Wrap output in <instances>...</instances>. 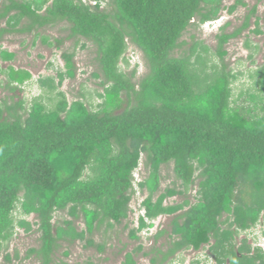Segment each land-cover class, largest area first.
Listing matches in <instances>:
<instances>
[{
    "label": "trees",
    "instance_id": "1",
    "mask_svg": "<svg viewBox=\"0 0 264 264\" xmlns=\"http://www.w3.org/2000/svg\"><path fill=\"white\" fill-rule=\"evenodd\" d=\"M225 1L0 0V24L6 26L0 43L34 35V46L40 39L62 50L63 40L45 36L60 25L77 41L74 52H63L66 68L56 78L36 79L28 70L0 64L4 90L12 95L0 100V258L6 264H60L58 251L77 243L104 254L107 242L95 241L103 227L107 235L124 226L131 241L141 242L162 217L172 220L154 237L156 247L144 253L151 264H173L179 255L204 250L215 264H264V250L241 239L264 217V66L246 74L226 64L227 45L250 30L257 10L232 33V24L222 27L215 49L192 36L186 50L184 40L193 28L247 7ZM254 33L263 35L260 28ZM80 42L83 50L91 44L97 51L94 78L102 92H96V108L85 94L70 103L60 92L67 79L77 78ZM130 51L133 59L141 55L148 71L143 77L139 66L123 71L131 68ZM16 59L0 51L3 64ZM243 77L251 85L237 97ZM35 84L43 95L21 99ZM171 166L175 179L163 189V169ZM195 189L193 202L188 195ZM138 194L146 198L136 227L131 218ZM177 197L184 200L168 204ZM19 230L40 236L24 258L18 249L8 253ZM164 238L167 245L158 248ZM143 252L141 245L123 264H139Z\"/></svg>",
    "mask_w": 264,
    "mask_h": 264
},
{
    "label": "rangeland",
    "instance_id": "2",
    "mask_svg": "<svg viewBox=\"0 0 264 264\" xmlns=\"http://www.w3.org/2000/svg\"><path fill=\"white\" fill-rule=\"evenodd\" d=\"M239 0H226L225 5L231 7L236 4ZM247 7L239 6L237 11L230 15L227 12L223 13L221 16L220 22L215 26H203L201 28H193L188 35L185 36L184 40H187L189 46L186 47V50H189L193 45L192 36L196 37V41H202L210 46L212 49H215L216 43L214 41V36L218 34L219 29L225 26L227 23L232 24L229 29V33L234 32L235 30L241 28L246 17L254 10H257L256 15L252 19V27L250 30L246 31L238 40L232 41L226 47L228 56L226 58V64L234 72H243L249 74L250 70H255L257 67L264 66V0H241ZM2 3H0V10ZM259 23V26H257ZM4 24H0V28H4ZM258 28L261 29L263 35H256L254 31ZM45 36L51 37L55 40H63L64 46L62 50L49 49L42 44V41L39 39L37 45L34 46V35H16V36H7L2 43H0V51L6 50L17 55V59L12 64H3L2 68L7 69L10 66H14L16 69H25L30 71L34 78H56L60 71H65L66 63L62 59L64 51L74 52L77 41L69 40L70 31L66 25H60L54 29L49 30ZM250 43V48H247V43ZM85 45L84 42H80L76 50L75 65L77 68V78L76 80L67 79L64 85L60 88V92L65 93L68 96L69 102L72 103L76 99L80 98L81 95L85 94L88 99H91L90 104L96 108L101 104L96 97V92L100 88L101 80L94 78L95 74L99 73V64L96 56V48L91 44L87 45L85 50L82 49V46ZM133 52L130 51L127 54V58L131 60V68L128 70L122 66L123 71L130 73L134 70L136 63L141 62V66L138 73V78L143 77L148 71L144 65L141 55L132 58ZM251 57H253L251 59ZM132 58V59H131ZM219 62V61H217ZM5 77L0 78V100L8 98L11 95L10 92L4 90L5 87ZM4 82V83H3ZM4 85V86H3ZM251 85L247 77H243L240 82L236 85V95L237 97L241 94L242 90L249 88ZM43 95V92L39 87L35 85L28 86L24 93L20 94L21 99H26L28 102H31L34 98H38ZM47 105H52L47 100H45ZM143 167L141 168L142 171ZM139 171L136 174V179L141 180L142 174ZM146 175V174H145ZM163 189L171 186L172 182L175 179L173 172V167H168L163 169ZM197 194V189L194 192L189 194V198L194 202V197ZM145 196H138V199L133 201V209L135 210L136 218L139 217L140 213L137 212L139 206L143 202ZM184 198H174L168 201V204L181 203ZM64 218V215L58 216L57 221H61ZM136 218L132 216L131 222L136 221ZM32 220V219H31ZM172 218L162 217L159 219L155 228L151 233H146L142 235L141 242H134L129 239L130 230H124V226L117 227V230L109 231L107 233L106 227H103L99 233L95 235V241L97 244H103L107 242V248L104 254L98 253L96 249L85 250L84 243H77L75 246L68 247L65 245L63 249H60L56 254V262L64 264H123L125 258L129 253H133L141 245L144 247V252L137 255V262L139 264H151V258L144 256V253H149L153 247H156V241L154 237L158 232L168 229L170 226ZM136 226V225H135ZM134 228V225L132 226ZM80 229H84L83 225H80ZM18 239L11 245L8 253L13 254L17 249L21 252L22 258L25 257L26 252L33 247H37L39 235L36 234H26L23 230L18 231ZM246 238L245 235L241 239ZM248 240L253 242L251 245L253 249L262 248L264 250V217L256 231L253 234L247 235ZM168 239H162L157 245L158 248L167 245ZM167 247V246H166ZM66 252L70 253L69 257H66L64 254ZM208 251L204 250L199 253H194L193 251L184 253L182 256L179 255L175 259L173 264H193L200 262V264H215L213 260H207ZM5 256L3 255L0 258V264L5 263ZM206 260V261H205ZM207 262V263H206ZM13 264H38L35 259L29 261H15Z\"/></svg>",
    "mask_w": 264,
    "mask_h": 264
},
{
    "label": "clouds",
    "instance_id": "3",
    "mask_svg": "<svg viewBox=\"0 0 264 264\" xmlns=\"http://www.w3.org/2000/svg\"><path fill=\"white\" fill-rule=\"evenodd\" d=\"M220 20H221V18H220ZM220 20L219 21H217V22H215V23H208V24H206L205 26H215L218 22H220ZM224 27V26H223ZM222 28V27H221ZM220 28V29H221ZM220 29H219V31H220ZM136 58V57H135ZM136 66H139V69H140V66H141V62H138V63H136ZM135 178H136V175H135ZM140 180H137L136 179V182L138 183ZM140 194H138V196H139ZM138 196H137V198H138ZM141 196V195H140ZM144 212H142V214H143ZM140 215H141V211H140ZM140 217V216H139ZM139 217H137L136 218V227H138L139 225H137L138 224V221H139ZM161 219V218H160ZM158 221V220H157ZM156 221V222H157ZM262 221V220H261ZM135 222V221H134ZM156 222H154V224H156ZM260 225V224H259ZM258 225V226H259ZM258 226H256V228L255 229H253L251 232H249V234H247V235H250V234H253V232L254 231H256V229L258 228ZM147 232H144V234H146ZM247 235H245V237H247ZM243 239H245V238H243ZM251 242V241H250ZM253 242H251V244H252Z\"/></svg>",
    "mask_w": 264,
    "mask_h": 264
}]
</instances>
